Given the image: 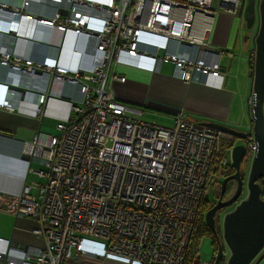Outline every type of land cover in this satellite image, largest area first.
<instances>
[{
    "label": "built area",
    "instance_id": "obj_1",
    "mask_svg": "<svg viewBox=\"0 0 264 264\" xmlns=\"http://www.w3.org/2000/svg\"><path fill=\"white\" fill-rule=\"evenodd\" d=\"M19 1L15 9L0 3V65L7 68L0 107L18 111L23 95L34 93L35 116L42 118L47 102L64 98L69 84L80 87L83 100L71 105L57 136L38 132L23 143V154L42 162V169L31 171L42 181L20 196L0 195V214L30 218L41 245L20 247L0 238V264H202L189 252L217 172L232 166V148L221 157V145L235 139L182 114L169 126L140 120L144 111L118 98L109 77L124 80L112 73L122 52L150 53L145 35L166 41L150 55L172 64L174 79L219 76L225 53L208 48L212 23L220 13L239 17L243 0ZM22 18L33 22L28 42L44 48L41 58H21L10 49L6 39ZM67 34L74 35L79 58L74 69L60 65ZM170 42L196 49L198 57L170 52ZM249 149L256 150L253 139ZM90 243L101 253L89 251Z\"/></svg>",
    "mask_w": 264,
    "mask_h": 264
},
{
    "label": "crops",
    "instance_id": "obj_2",
    "mask_svg": "<svg viewBox=\"0 0 264 264\" xmlns=\"http://www.w3.org/2000/svg\"><path fill=\"white\" fill-rule=\"evenodd\" d=\"M86 1L105 3L107 0ZM4 2L13 4L10 0ZM32 23L22 18L16 34L6 39L15 56L41 58L44 48H37L28 42ZM244 27L243 18H233L226 13L215 16L208 36V48L225 53L219 57L220 74L217 77L199 74L196 81L174 79L172 64L158 63L157 56L150 55L156 47L166 44V41L158 36L145 35L142 39L143 48L150 53L140 52L133 57L122 52L112 66V73L124 80L113 79L111 74L109 86L123 102L140 107L144 111L142 116L154 118L158 123L171 125L173 118L182 114L198 124L215 123L240 132H249L253 125L248 99L253 95L255 46L254 32L249 33L252 37L249 43L243 41L248 34ZM54 40L57 43L61 41L58 33H54ZM62 42L60 65L74 69L78 63L77 54L73 52L74 35L67 34ZM169 51L180 57H198L196 49L175 42L169 43ZM6 76L7 68L0 65V103L4 100ZM36 98L34 93L24 94L18 111L8 112L0 107L1 196H20L26 186L42 181L31 172L42 169V162L25 156L22 152L23 143L31 141L38 132L57 136V125L67 118L72 104L82 102L83 94L79 86L67 85L64 98L47 102L48 115L42 118L35 116ZM30 192L33 194L34 189ZM34 228L35 224L30 218L0 214V238L10 240L16 246H40V240L32 234ZM87 249L101 253L99 244L90 243ZM81 264L131 263L117 259L105 263H101L100 259H85Z\"/></svg>",
    "mask_w": 264,
    "mask_h": 264
},
{
    "label": "water",
    "instance_id": "obj_3",
    "mask_svg": "<svg viewBox=\"0 0 264 264\" xmlns=\"http://www.w3.org/2000/svg\"><path fill=\"white\" fill-rule=\"evenodd\" d=\"M243 18L248 42L254 32L255 60L253 66L252 129L240 132L215 123H201L202 126L231 135L243 143L231 150V165L236 173L229 179L238 180L239 187L232 200L218 203L206 212L205 224L215 232V214L232 205L243 189L241 169L246 168L247 198L223 218V240L229 251L226 264H264V200L259 181L264 177V0H243L239 12ZM250 33V34H249ZM253 139L256 150L251 153L249 144ZM228 179L223 181L225 187ZM225 250L221 245L213 264H221Z\"/></svg>",
    "mask_w": 264,
    "mask_h": 264
},
{
    "label": "flooded vegetation",
    "instance_id": "obj_4",
    "mask_svg": "<svg viewBox=\"0 0 264 264\" xmlns=\"http://www.w3.org/2000/svg\"><path fill=\"white\" fill-rule=\"evenodd\" d=\"M249 107H250V112H251V115H252V106H249ZM233 138L235 139V142H233V143H223V144H229V145L231 144L230 148H233L234 146L242 144V143H236L237 140H239V139H237L235 137H233ZM230 148H228L226 150V154H227L228 150H230ZM231 167L232 166H230V167H228L226 169L228 172H226L225 175H218L217 180L212 185L211 189L214 190V197H213V199H207L206 200L207 204L209 205V210L214 208L215 206H217V204L220 203V202L221 203L229 202L236 195L238 187H239V182H238V180L229 179L230 177H232L236 173V171H234V172L232 171L233 168H231ZM241 170L242 171H241L240 177L243 180V189H242L240 197L237 199V201H235L229 207L217 211V213L214 216L215 217L214 218L215 219V232L212 231L211 229H209L210 232L213 234V236L216 238V242H218V247L220 245L222 247H225L224 240H223V218L225 217L226 214H228L231 211H233L235 209V207L240 204V202H242L243 200H245L247 198V179H248V174H247L246 168H243ZM226 179H228V180L226 182L225 187H223V181L226 180ZM259 183L262 185V188H263L262 199L264 200V177L259 181ZM206 205H204V207ZM206 212H205V214H206ZM204 222H205V220H204ZM217 250L215 252V256H214L213 259H215L216 255H217ZM229 255L230 254H228L226 256V254H225V258L223 259L222 264H226V262H227V260L229 258Z\"/></svg>",
    "mask_w": 264,
    "mask_h": 264
},
{
    "label": "trees",
    "instance_id": "obj_5",
    "mask_svg": "<svg viewBox=\"0 0 264 264\" xmlns=\"http://www.w3.org/2000/svg\"><path fill=\"white\" fill-rule=\"evenodd\" d=\"M230 147H231V144L230 145L229 144H223L220 148L219 156H221V157L225 156L226 150ZM231 168H233L232 171L234 172L235 171L234 167H231ZM226 169H219L217 172L218 175H225V173L228 172ZM206 204H207V202L205 200L203 203V206L201 208L202 213H205L206 211L209 210V205L208 204L206 205ZM204 205H206V206L204 207ZM203 237H211L213 245L215 247V252L218 249V242H216V238L210 232V230L206 226L204 220L201 219V222L199 223V225L197 227V231H196V234L194 237L193 246L191 247L190 252H189V258L190 259H193V258H199L200 259L199 242L201 241V239ZM213 263H214V259L212 260L211 264H213ZM221 264H222V262H221Z\"/></svg>",
    "mask_w": 264,
    "mask_h": 264
},
{
    "label": "rangeland",
    "instance_id": "obj_6",
    "mask_svg": "<svg viewBox=\"0 0 264 264\" xmlns=\"http://www.w3.org/2000/svg\"><path fill=\"white\" fill-rule=\"evenodd\" d=\"M214 6L215 8L217 9L218 7V3L215 2L214 3ZM248 33V32H247ZM250 42V41H249ZM248 42V43H249ZM247 43V44H248ZM140 120H143V121H148V122H153V121H157L156 119L154 118H146L144 116H140L138 117ZM164 122H161L159 124L163 125V126H169V125H166V124H163ZM236 143H243L242 141L240 140H237ZM240 145V144H239ZM247 171V169H246ZM214 197V190L211 189L208 193V199H213ZM39 241V240H38ZM224 250H225V254L226 256L229 254V251L227 249V247L225 246L224 247ZM199 253H200V262L202 264H205V263H210L212 262L214 256H215V247L213 245V242H212V238L211 237H203L201 239V241L199 242Z\"/></svg>",
    "mask_w": 264,
    "mask_h": 264
},
{
    "label": "clouds",
    "instance_id": "obj_7",
    "mask_svg": "<svg viewBox=\"0 0 264 264\" xmlns=\"http://www.w3.org/2000/svg\"><path fill=\"white\" fill-rule=\"evenodd\" d=\"M11 2H13V4L11 5V4H5V2H3V4L4 5H6V6H9V7H11L12 9H15V8H19L20 7V5H21V2L19 1V0H10ZM17 1V2H16ZM10 2V3H11ZM74 52V51H73ZM75 53V52H74ZM78 61H79V58H78ZM15 89H17V90H22V91H24V89L21 87V86H17V87H14ZM6 88H5V94H6ZM4 98H5V95H4Z\"/></svg>",
    "mask_w": 264,
    "mask_h": 264
},
{
    "label": "bare ground",
    "instance_id": "obj_8",
    "mask_svg": "<svg viewBox=\"0 0 264 264\" xmlns=\"http://www.w3.org/2000/svg\"><path fill=\"white\" fill-rule=\"evenodd\" d=\"M143 110V109H142Z\"/></svg>",
    "mask_w": 264,
    "mask_h": 264
}]
</instances>
